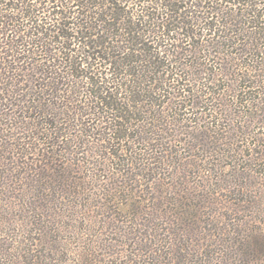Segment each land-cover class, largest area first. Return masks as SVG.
<instances>
[{"label":"trees","instance_id":"trees-1","mask_svg":"<svg viewBox=\"0 0 264 264\" xmlns=\"http://www.w3.org/2000/svg\"><path fill=\"white\" fill-rule=\"evenodd\" d=\"M184 109L191 114L180 118L190 113ZM230 111L245 119L257 114L264 129V0H0L2 208L15 197L11 184L32 190L45 213L60 198H84L86 222L100 211L111 225L115 208L128 217L118 227L130 238L133 260L201 264L204 237L194 249L185 241L199 232L191 208L199 214L213 206L206 173L217 181L219 161H264L263 150L246 157L222 137ZM176 143L197 148L203 159L183 156ZM75 144L85 155L105 152L103 180L94 164L87 186ZM30 147L41 160L27 162ZM69 153L71 162L56 157ZM89 234L92 246L99 237ZM243 238L234 242L241 254L253 240ZM23 251L22 264H41L24 261Z\"/></svg>","mask_w":264,"mask_h":264},{"label":"rangeland","instance_id":"rangeland-1","mask_svg":"<svg viewBox=\"0 0 264 264\" xmlns=\"http://www.w3.org/2000/svg\"><path fill=\"white\" fill-rule=\"evenodd\" d=\"M227 71L231 72V69L225 68V72ZM225 81L221 80L220 82L223 84L226 83ZM219 91L222 93V89ZM178 102L184 105L181 99ZM215 103L221 114V110H224V107L221 106L222 102L217 101ZM227 104L231 105L229 108L233 111V101L228 96ZM232 111H230L231 114L227 112L229 119L223 120V126L226 128H224L222 137L226 138L227 143H232L230 144L231 146L244 150L243 154L246 157L255 153V151L263 150L264 152V129L261 128L257 121V114L251 113L248 117L249 119H245L246 117H238ZM185 112L190 113L186 116H180V118L191 114V111L184 109L183 113ZM175 126L177 127H174V129H179L178 126L180 127V125ZM244 131L249 133L247 139L243 137ZM237 135L239 137L238 142L234 140ZM173 145L172 148L180 150L183 156L192 155L202 159L204 157V155L198 156L202 152L197 148L192 151L188 147L185 149L181 143ZM217 145L222 146L220 144ZM72 148L82 153L78 154L75 160L79 159L81 161L80 164L84 166L82 176L87 181V186L89 185L88 182L94 178L89 173L91 172V167L94 168V164L98 170L97 174L100 175L99 179L103 180L105 172L102 170L104 168V156L102 155H105V152L101 151V157L91 153H89L91 155L89 156L88 154L85 155L83 148H79L78 144H75ZM32 151H34V148L30 147L29 154L26 156L29 164L41 160V156L36 152L31 154ZM73 154L69 153L62 157H56L57 159L63 158L64 161L71 162L68 159ZM190 158L192 157L190 156ZM212 159H216V156H213ZM199 163L205 164L204 161ZM262 163H252V166L248 167L247 165L250 162L244 160V158L239 162L234 160L219 161L217 166L221 172V179H217V181L213 180L215 175L212 172L206 173L208 178H212V180L206 182L208 188L212 193H216L213 206L210 207L211 212L207 208H200L199 210L202 212L200 211L199 214L195 212L194 207L191 208L189 213L195 215L194 220L199 219V223L195 222V224H198L199 232L197 236L190 237V240L185 241L186 249H188V246L194 249L192 244L202 243L200 240L202 238L200 237H204L203 245L197 249L200 252L197 258L201 264H264V175L260 174L264 171ZM249 168L251 169L249 170ZM234 169H237L238 172L243 171L245 178L242 179L232 173ZM34 173L36 172L32 171L29 175ZM194 177L189 175L188 180L192 181ZM224 178L228 179V181H221ZM239 181L244 186L241 192L237 190L240 189L241 185L237 184ZM22 189L20 190L17 184H11L10 191L12 194L10 195H15V197L7 193L11 197L8 203L9 206L6 208L0 207V264H22L24 253L21 252H24L23 250H25V258H27L24 261L27 262L28 259L31 260L33 257L37 258L41 264H143L142 259L133 260V258L128 256L133 251V247L129 245L130 238L125 235L124 228L118 227V225H121V220L124 223H128V217L124 213L117 211V208L108 214L109 217L112 215L113 219L117 220L111 225L104 222L106 215L102 213L101 216L100 211L91 212L90 215H97V218L86 222L80 212L86 201L84 198L79 201L80 206L78 200L74 198H60L59 203L56 202L58 203L56 208L50 205V209L45 213V210L40 206L37 208V204L43 203L39 202L38 197H32L31 200L33 191L29 188ZM35 191L36 189H34V193ZM35 194L38 196L37 192ZM33 201H36V203H29ZM92 202L94 203L93 200ZM191 202L195 201L191 200ZM44 204L47 203L44 201ZM24 208L26 211H30L32 217L29 216L28 212H26V216L22 213ZM72 209H76L78 214H72L67 218L65 216L67 212L63 211ZM5 214H8L7 217H9V214L12 215L13 223L11 225H5L7 224L5 222ZM204 217L211 219L210 224L202 223ZM33 219L35 220L34 223ZM89 225H92L91 232L87 231ZM174 227H177V225ZM89 233L97 234L99 237V240L97 238V241L92 246L87 245L88 240L91 238ZM46 234H48V237H45ZM246 235L248 238L253 239L250 242L251 247L247 249L249 251H246V253L248 252L247 255H245L246 253L236 252L234 244L236 239H245L243 237ZM24 236H27V239ZM17 252L21 253L19 258L17 257Z\"/></svg>","mask_w":264,"mask_h":264}]
</instances>
